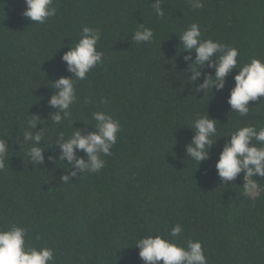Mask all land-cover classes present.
<instances>
[{"label":"trees","instance_id":"trees-1","mask_svg":"<svg viewBox=\"0 0 264 264\" xmlns=\"http://www.w3.org/2000/svg\"><path fill=\"white\" fill-rule=\"evenodd\" d=\"M201 2L194 9L189 0H161V17L152 8L156 0H53L56 14L40 24L22 15L25 0H0V139L9 146L0 169V228L26 226V242L52 248L54 264H144L135 241L179 223L180 241L199 240L208 264H264V192L245 196L243 173L226 185L215 169L223 136L246 124L264 126V99L249 101L247 117L230 112L238 69L224 89L195 92L203 72L214 69L191 82V61L179 44L182 31L198 23L203 38L236 47L241 64L264 61V0ZM140 23L153 30L151 42L132 41ZM85 25L99 32L103 63L87 79L73 77L72 115L55 124L51 82L72 75L62 56ZM96 111L121 124L112 155L99 172L77 171L65 183L60 178L75 167L56 159V137L94 131ZM207 113L218 120L217 141L198 165L185 157L188 127ZM34 115L42 118L35 130L42 128L46 149L40 165L23 140ZM77 155L87 160L83 150ZM253 178L264 188V177Z\"/></svg>","mask_w":264,"mask_h":264},{"label":"clouds","instance_id":"clouds-1","mask_svg":"<svg viewBox=\"0 0 264 264\" xmlns=\"http://www.w3.org/2000/svg\"><path fill=\"white\" fill-rule=\"evenodd\" d=\"M192 8L200 9L204 5L201 0H189ZM26 7L22 15L34 23H46L47 19L56 14L53 0H25ZM157 16L165 15L161 0L152 4ZM99 32L87 25L83 26L75 46H70L62 60L67 63V70L72 73L70 77L61 76L51 82L55 92L48 99V104L54 111L49 113L50 120L55 124H62L72 113L70 106L76 103L77 95L73 77L76 80L87 79V74L98 64L103 63V52L97 50ZM132 41L147 43L153 40V30L138 24L132 35ZM180 52H186L183 59L191 61L188 71L192 74L190 81L195 82L202 75L204 68L214 69L213 73L203 72L204 80L194 87L195 92L211 90L217 91L225 88V79L233 69H238L234 75V85L229 90L227 103L230 112H237L240 117H247L250 112L249 101L264 99V61L251 57L243 64L238 62L239 50L228 44L221 43L211 38H203L198 23H191L179 35ZM192 52L195 53L193 59ZM48 117V118H49ZM95 125L94 131L82 134L76 128L70 135L61 133L56 137L55 143L59 145L61 155L56 158L65 165L71 163L75 170L63 175L60 179L67 183L70 176H76L77 171L99 172L105 164L103 157L111 156V148L117 143V134L121 130L119 120L104 111L92 114ZM42 120L41 116L34 115L28 122V127L23 133V140L31 146L28 156L32 163H44V151L41 146L43 135L41 129L35 130L36 125ZM217 119L209 114L197 116L192 126L191 140L185 145V157L200 165L209 159L210 150L217 140ZM35 130V132L33 131ZM228 137L221 148L215 162L216 173L220 183L228 185L243 173L242 191L245 196L259 195L264 188L258 185L254 176L264 177V126L257 128L246 124L237 127ZM53 145V144H52ZM7 141L0 139V169L5 167L8 153ZM52 147V146H51ZM83 150L87 160L77 155V150ZM55 158V157H54ZM53 159V157H50ZM259 189V191H258ZM184 232L181 224L177 223L167 234L149 233L138 238L134 247L139 249L138 255L144 264H208L207 258L199 240L187 239L181 242L179 237ZM28 228L12 224L7 228H0V264H54L55 257L52 248L47 246L37 247L26 242Z\"/></svg>","mask_w":264,"mask_h":264}]
</instances>
